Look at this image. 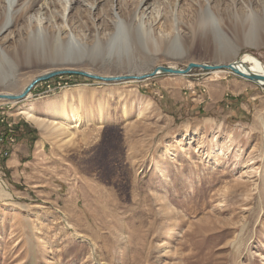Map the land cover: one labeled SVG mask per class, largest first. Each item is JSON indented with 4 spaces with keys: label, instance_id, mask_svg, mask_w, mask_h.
<instances>
[{
    "label": "rangeland",
    "instance_id": "rangeland-1",
    "mask_svg": "<svg viewBox=\"0 0 264 264\" xmlns=\"http://www.w3.org/2000/svg\"><path fill=\"white\" fill-rule=\"evenodd\" d=\"M38 1L23 0L0 35L1 70L11 77L7 61L18 66L0 93L20 94L38 76L72 69L53 54L67 34L85 51L78 70L99 76L227 65L246 54L264 63V0H148V10L147 0H78L71 15L64 1ZM208 7L236 56L218 52ZM38 20L50 38L29 53ZM139 24L149 54L127 37ZM177 38L184 56L170 49ZM212 72L113 83L65 75L10 102L31 135L26 153L0 171L9 194L0 197V264H264V87ZM177 77L179 109L163 88ZM61 101L66 114L81 107L80 129L51 126ZM28 106L36 119L21 114ZM89 119L95 124L85 127Z\"/></svg>",
    "mask_w": 264,
    "mask_h": 264
},
{
    "label": "bare ground",
    "instance_id": "bare-ground-1",
    "mask_svg": "<svg viewBox=\"0 0 264 264\" xmlns=\"http://www.w3.org/2000/svg\"><path fill=\"white\" fill-rule=\"evenodd\" d=\"M22 1L23 0H7V2H6L7 6H6L5 23L3 24V26L0 29V35L4 34L6 31H8L12 27L13 16H14V14H17V12H18L17 7L19 5H21ZM39 1H38V5L36 3L37 6L40 5ZM63 1H64L65 5H66L65 12L69 11L68 15H71L74 11H76V9H79L78 7H80L78 0H61V2H63ZM145 6H146L147 10H148V8H150V6L148 5V0L145 2ZM32 7H33V5H32ZM40 7L42 8V10H43V8H45L47 10V7H45V4H43ZM34 8H35V5H34ZM147 10H144V12L147 11ZM27 12H30V11H26L25 15L27 14ZM205 12H206L205 16H206L207 20H209L211 22V24H212V31L214 32L213 33L214 34V39L216 41V44L218 45V52H220L222 57H230L231 55L236 56L237 52L239 51L238 50V46L234 45L227 38L225 33L220 28L217 27L218 24H217V21H216V17L214 16L213 12L211 11V8L208 7ZM65 15H66V13H65ZM26 16L28 17V15H26ZM38 17H40V15H38ZM38 21H39V24H40L39 31H38L39 34H38L37 38L34 40V41H36V43L28 45L26 50H28L27 52H29V53L30 52L31 53H35V54L38 53V48L37 47H38L39 44H37V41H38V43H40V42H42V43L44 42L45 43L50 38L45 33V31L43 30V26H42L43 22H42V20H38ZM124 25H125L124 21L122 19H118V27L122 28ZM143 26L141 24H139L138 26H136V28H131V30L128 27V29H127V37L130 39V41L132 40L131 42H133L136 45L138 51L149 54L150 53L149 52L150 49H149L148 40H150V39H148V33L146 32L145 27H143ZM208 29H210V28H208ZM58 39H59V36H58ZM61 39L63 41L65 39L64 47L61 48V49H58V48L54 49L53 54L58 58L57 60L62 62V66L69 67V68H72L74 70H78V68L81 67V65L84 62H86L85 61V56H84L85 51L83 53V45H82V43H80L78 41L79 39L74 34H67L64 37V39L63 38H61ZM250 40L254 41L253 37H250ZM170 49L172 51H174V52L179 53V56L180 55L184 56L186 54V51L183 48V46L181 45V41L178 38L173 41V44H172ZM0 51H1V49H0ZM90 58H92V57H90ZM7 62H9L10 65H11L12 74H10L11 77H6V75L3 73V71L0 68V88L6 84L7 79H11V78L14 79L15 74H16V72L18 70V66L14 62L9 61V60ZM53 62H54V60H53ZM229 65H232L235 68V70H232L230 68H225V67H228ZM214 66L218 67V68L214 69L215 72H212L214 75L219 76L222 73H233V74L238 73V74L243 75L241 77L245 78L246 80H250L249 78H246V77H251L252 79H254V77H258L259 79L257 78V79H255V81L251 79L250 81L256 83L259 86L264 87V63L261 62L258 58H256L255 56H253L251 54H246L241 59L233 61V62H231V63H229L227 65L226 64H217V65H214ZM170 68L177 69V68L171 67V66H170ZM79 71H81V70H79ZM160 74H161V72H159L158 75H160ZM129 76L139 77V76H142V75L135 76L133 74H129ZM244 76H246V77H244ZM0 94L11 95V93H0ZM27 98H25V99H27ZM3 101H6V100H3ZM12 102L16 103L17 101H12ZM64 106H65V101L56 102V103L53 104V108H51V109H52V111L55 112V114L52 117L53 119H51V121H50L51 122V126H53L55 128H58L59 126H63L65 122L71 121V123H72L71 127L72 128H74L76 130L80 129L81 128V124H82L81 107L80 106H76V107L73 108V110H72V112L70 114H66ZM20 110H21V114L26 115L27 118H29V119H36V117H37L36 116L35 107H33V106L24 107V108H21ZM105 123H106L105 120H99V122H98V124H100V125H103ZM93 124H95V121H93L91 119L87 120L84 123L85 127H90ZM220 152H223V150L220 151ZM223 155H225L224 152H223ZM1 195L9 196L8 193L4 192V190H3V188H2V186L0 184V197H1Z\"/></svg>",
    "mask_w": 264,
    "mask_h": 264
},
{
    "label": "water",
    "instance_id": "water-1",
    "mask_svg": "<svg viewBox=\"0 0 264 264\" xmlns=\"http://www.w3.org/2000/svg\"><path fill=\"white\" fill-rule=\"evenodd\" d=\"M204 69V70H214L218 67L216 66H209L205 64H197V63H189L185 69H172L170 67H158L155 69L152 73L149 74H144L139 77H134V76H129V75H117V76H99L95 75L92 73H89L87 71H79V70H74V69H58L54 71H50L45 73L44 75L36 77L25 89L20 93V94H11V95H3L0 94V100H6V101H23L25 98H27L31 93L32 90L40 83L47 82L49 80H52L56 77H61L65 75H77V76H82L88 79H93L95 81H100L103 83H113V82H126L130 80H136V81H144L148 80L150 78L155 77L156 75L161 72V74H170V75H188L191 73L194 69ZM225 68H230L232 70H235V68L232 65H229L228 67ZM238 76H243L241 74L235 73ZM246 77V76H244ZM249 78L250 80L252 79L251 77H246ZM258 77H254V80L257 79ZM259 79V78H258Z\"/></svg>",
    "mask_w": 264,
    "mask_h": 264
},
{
    "label": "crops",
    "instance_id": "crops-1",
    "mask_svg": "<svg viewBox=\"0 0 264 264\" xmlns=\"http://www.w3.org/2000/svg\"><path fill=\"white\" fill-rule=\"evenodd\" d=\"M170 81H167V83L165 86L163 87L165 88V96H167V98H171L174 99V101L171 100V104L174 105L176 107V109L181 108L182 105H184L182 103L183 99V93H182V89L184 87L183 85V80H180L177 78H172L170 79ZM180 81H182L180 83ZM170 101V100H169ZM199 108V106L197 107ZM18 124L16 126V136H17V140L18 143L17 145L14 147L12 154L10 156V158H8V160L4 163V166L9 165L13 162L18 161L20 155H22L23 153H26V147H25V138L26 136L31 135V132H29V128L27 127L26 124H28V120L26 119H18Z\"/></svg>",
    "mask_w": 264,
    "mask_h": 264
},
{
    "label": "built area",
    "instance_id": "built-area-1",
    "mask_svg": "<svg viewBox=\"0 0 264 264\" xmlns=\"http://www.w3.org/2000/svg\"><path fill=\"white\" fill-rule=\"evenodd\" d=\"M10 102L0 104V171L4 163L10 158L15 144L17 118L20 115L12 113Z\"/></svg>",
    "mask_w": 264,
    "mask_h": 264
}]
</instances>
